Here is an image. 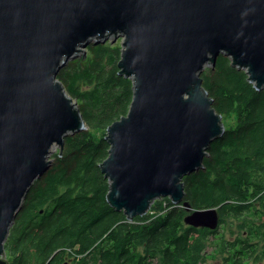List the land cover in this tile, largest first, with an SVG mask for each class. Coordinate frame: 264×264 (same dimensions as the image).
Listing matches in <instances>:
<instances>
[{"label": "water", "instance_id": "1", "mask_svg": "<svg viewBox=\"0 0 264 264\" xmlns=\"http://www.w3.org/2000/svg\"><path fill=\"white\" fill-rule=\"evenodd\" d=\"M110 37H123L119 74L133 101L107 129V202L132 222L169 198L187 225L220 224L217 208L185 200L184 178L226 131L201 76L223 55L264 90V0H0V264H10L4 244L52 147L62 154L66 137L88 129L58 75Z\"/></svg>", "mask_w": 264, "mask_h": 264}, {"label": "trees", "instance_id": "2", "mask_svg": "<svg viewBox=\"0 0 264 264\" xmlns=\"http://www.w3.org/2000/svg\"><path fill=\"white\" fill-rule=\"evenodd\" d=\"M121 52L120 44L109 41L90 44L84 56L61 69L58 79L77 100L88 129L66 137L62 154L53 156L50 169L32 185L5 245L8 259L14 264H67V259L71 264H264V244L257 241H264V213L245 214L254 207L250 189L264 185V90L257 91L223 55L201 76L216 111L235 121L210 146L204 168L183 181L185 200L195 210L218 209L216 230L187 225L186 209L169 198L155 201L148 215L131 222L107 202L109 183L100 169L109 155L107 129L128 114L133 101L132 80L119 74ZM212 235L221 239L209 241Z\"/></svg>", "mask_w": 264, "mask_h": 264}, {"label": "rangeland", "instance_id": "3", "mask_svg": "<svg viewBox=\"0 0 264 264\" xmlns=\"http://www.w3.org/2000/svg\"><path fill=\"white\" fill-rule=\"evenodd\" d=\"M115 40V38H109L108 39V41L109 42H111V43H116V44H120L121 46H122V41H123V39L121 38V37H119L118 38V40L116 41V42H113ZM118 42V43H117ZM86 54V52H80V53H78L77 55H76V57H74V58H80V57H82V56H84ZM220 56H222V55H220ZM220 56L218 57V58H220ZM73 59V58H72ZM218 60V59H217ZM207 68H213L212 67V65H210L209 67H207ZM206 68V69H207ZM215 68V67H214ZM213 68V69H214ZM241 71V70H240ZM77 101V100H76ZM222 117H223V115H222ZM223 122H224V125H225V129L227 130V128H229V127H233L234 125H235V121L233 120V119H231V118H223ZM87 128H88V126H87ZM226 132V131H225ZM60 150V148L59 147H54L53 149H52V152H51V155H50V160L53 162L54 161V155L58 152ZM262 175H263V178H264V172L262 173ZM252 191H253V189H251L250 190V196L252 195ZM251 199V202L253 203V205H254V207L252 208V210H251V212H254V214H263L264 213V203H262L263 201H262V198H259V197H254V198H250ZM180 205H182L183 206V203L182 204H180ZM145 215H148V214H145ZM145 215H143V216H145ZM143 216H141V217H143ZM230 231V230H229ZM70 262H68L67 264H69ZM72 263V262H71Z\"/></svg>", "mask_w": 264, "mask_h": 264}, {"label": "flooded vegetation", "instance_id": "4", "mask_svg": "<svg viewBox=\"0 0 264 264\" xmlns=\"http://www.w3.org/2000/svg\"><path fill=\"white\" fill-rule=\"evenodd\" d=\"M251 189H253V188H251ZM253 193H255L256 196L259 197V198H264V185L260 186V188H254L253 191H252V194ZM245 214H254V212H249V213H245ZM220 237L221 236H219V235H212V236L209 237V241L214 240L216 242L217 240L221 239ZM244 237L245 238L247 237V232L246 231L244 232ZM257 241L259 243H261V244H264L263 240L257 239ZM210 252H211V250H209L207 253H210ZM6 253L10 256V252H6ZM9 262H10V264H14L12 261H10V259H9ZM68 262H70L69 264H71V261H67V263ZM221 264H225V263H221Z\"/></svg>", "mask_w": 264, "mask_h": 264}, {"label": "bare ground", "instance_id": "5", "mask_svg": "<svg viewBox=\"0 0 264 264\" xmlns=\"http://www.w3.org/2000/svg\"><path fill=\"white\" fill-rule=\"evenodd\" d=\"M122 39H123V37H121ZM66 89V88H65ZM57 145H54L53 147H52V149L54 148V147H56ZM58 147V146H57ZM149 212V211H148ZM219 214V213H218ZM9 237V236H8ZM10 239V238H9ZM8 240V239H7ZM7 242V241H6ZM6 242H5V244H4V246L6 245ZM223 242V241H222ZM6 247V246H5ZM8 250V249H7ZM206 252V251H205ZM5 254H7L6 253V248H5ZM69 258V257H68ZM67 259V258H66ZM71 259V258H70ZM69 259H67V261H68ZM63 261V260H62ZM72 261V260H71ZM76 262V261H75ZM62 263H64V262H62Z\"/></svg>", "mask_w": 264, "mask_h": 264}]
</instances>
